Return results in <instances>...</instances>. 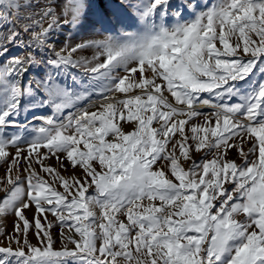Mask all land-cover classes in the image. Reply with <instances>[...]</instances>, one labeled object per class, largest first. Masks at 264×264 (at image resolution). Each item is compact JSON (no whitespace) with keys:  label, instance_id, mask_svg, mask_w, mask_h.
Returning <instances> with one entry per match:
<instances>
[{"label":"snow or ice","instance_id":"6c2138e0","mask_svg":"<svg viewBox=\"0 0 264 264\" xmlns=\"http://www.w3.org/2000/svg\"><path fill=\"white\" fill-rule=\"evenodd\" d=\"M110 16L142 31L70 42ZM0 164V264H264V0H0Z\"/></svg>","mask_w":264,"mask_h":264},{"label":"rangeland","instance_id":"374dc122","mask_svg":"<svg viewBox=\"0 0 264 264\" xmlns=\"http://www.w3.org/2000/svg\"><path fill=\"white\" fill-rule=\"evenodd\" d=\"M33 2H36V0H33ZM207 2H211V0H207ZM45 26H47V25L45 24ZM104 27L108 28L109 31L108 32L103 31L101 25L97 24L94 33L81 31L79 34H74L73 38L71 39L70 42L72 44H76V43H79V42H81L82 40H85V39L101 40V39H103L105 36H107L109 34L118 36L122 32H140V31H142L141 26L138 25L135 22V20H133L130 17L129 18H124L122 21H120V20H117L115 17H111L110 16L108 22L105 23ZM66 34H67L66 32L65 33L54 34L53 38L57 42V48L62 46V44L64 43ZM94 51H95L94 49H86L83 52L78 53L77 55H83V56L91 58V56L94 54ZM13 54H17V50L16 49H13ZM120 74L122 75L123 73L121 72ZM256 78L257 77H253V79H256ZM79 79L80 78L78 77V82H79ZM68 83H71V81H68ZM241 85H242L243 88H247L248 87V85L244 84L243 82H241ZM164 94H167L168 96H170V94L167 93V92H165ZM170 98H171V96H170ZM101 100H102V97H99L97 95H92L90 100H82V101H80V105L79 106L80 107L92 106L91 110H95L94 105H98ZM201 110L203 112H205V113H210V112L213 111V109H201ZM67 111L75 112L76 110L75 109H70V110H66V112ZM39 114L46 115V114H51V112H50V110L42 109V110H40V111H38L36 113V115H39ZM203 119H204L203 117H200V118H198L197 120H195L193 122L202 123ZM23 122L29 124V130H30L31 129V124L29 122H32L31 115H29L27 120H25V113L22 112L21 115H20V118H19V123H23ZM32 123H35L37 125L40 124V122H37V121H34ZM124 130L125 131H131L132 130L131 125H125L124 126ZM7 131L9 132V134H12L14 132L23 133L22 128L18 129V128L10 127ZM23 134L27 135V133H23ZM22 147H23V145H22ZM250 147H251L250 143L249 144H245L244 145V151L247 152ZM9 151L11 153L15 154L16 149L15 148H10ZM42 151H43V149H42ZM192 155H193V159L199 161L206 155V153L204 151H201V152H198V153L194 152ZM207 158L211 159L212 155L208 154ZM229 159L236 160V162L238 164L242 163L241 158L239 157L238 152L235 149H233L232 151L229 152ZM47 163L50 164L53 167H58V164H57V161L55 160V158L49 159L47 161ZM163 163H164L163 161L158 162L157 167L163 166ZM188 166H189L188 163L184 164L185 168H187ZM24 167H26V165L23 162H21L20 175H21L22 179L26 175V173H24ZM33 167H35L38 172L40 171L39 165H35L34 164ZM65 167H66L67 170L60 169L61 175H64L65 177H71V176L80 177V176L83 175V172H82L81 169H79V168L73 169L71 166H69L67 164L66 161H65ZM6 170H7V165L6 164H0V178H3L5 176ZM13 175H15V173H13ZM40 175L44 176L45 179L51 180V178L48 177L43 172H40ZM5 183H6V181H5ZM3 186L4 185L0 184V187H3ZM59 190L63 191L62 188H60ZM90 191H92V190H90ZM3 195H4V193L0 192V198H2ZM97 212H99L98 209H97ZM24 215L29 220H32L33 216L36 215L35 206L33 205L30 208L25 209L24 210ZM47 219L49 221H52L53 225H54L52 227V229H51V235H52V238H53V241H54V247L56 249H60L65 243V241L61 237V227H60L59 223L56 221V218L54 216H52L50 213L47 214ZM121 219H123V217H121ZM15 220H16V217L13 214H9V215H7L5 217H0V229H2V233H0V246H8L7 237L12 234L13 224H14ZM42 223H43V221H42ZM64 231H65V233H67V229H64ZM77 238H79V237H77ZM28 239H29V241L32 244H36L37 243V238L35 236V230L34 229L29 232ZM12 246L15 247L16 245L13 244ZM68 247L72 248L74 246L69 244Z\"/></svg>","mask_w":264,"mask_h":264},{"label":"bare ground","instance_id":"6f19581e","mask_svg":"<svg viewBox=\"0 0 264 264\" xmlns=\"http://www.w3.org/2000/svg\"><path fill=\"white\" fill-rule=\"evenodd\" d=\"M166 96H168L167 94H165ZM168 98H169V100L170 101H172V99L170 98V96H168ZM173 103H174V101H172ZM202 109H212V108H210V107H207V106H204V107H202ZM40 115H42V114H39V115H37V116H40ZM46 115H50V114H46ZM37 122H40L39 120H36ZM21 124H25V122H23V123H21Z\"/></svg>","mask_w":264,"mask_h":264}]
</instances>
